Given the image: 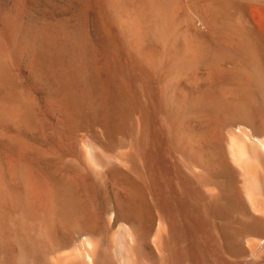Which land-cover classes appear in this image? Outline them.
<instances>
[{
	"label": "bare ground",
	"instance_id": "obj_1",
	"mask_svg": "<svg viewBox=\"0 0 264 264\" xmlns=\"http://www.w3.org/2000/svg\"><path fill=\"white\" fill-rule=\"evenodd\" d=\"M3 146L0 264H264V0H0Z\"/></svg>",
	"mask_w": 264,
	"mask_h": 264
},
{
	"label": "rangeland",
	"instance_id": "obj_2",
	"mask_svg": "<svg viewBox=\"0 0 264 264\" xmlns=\"http://www.w3.org/2000/svg\"><path fill=\"white\" fill-rule=\"evenodd\" d=\"M12 15L13 14H11V16ZM255 15H256L257 20H259V21L263 20V16L259 12H257ZM36 103H38L37 106L40 105L39 107L41 108L40 109L37 107V109H39L37 111V114L39 112L41 113L43 111L42 114H38V116H37V118L39 120L38 122L43 123L45 121V123H46L48 121V122H50L49 124H51V126H50L48 124V122L46 124L41 123L42 125H45L46 127L41 126V124L38 125L39 127H37L36 130L39 134V138L47 144L52 145V143H53V146L55 144V147H57V148H60V149L62 148L65 151H67L68 149H69L68 151H73L77 145V143H76L77 142V132L69 124L67 116L65 115V112H64L62 106L58 102H56L51 96H48V95H41V97L39 96ZM58 106H59V108H58ZM39 117H41V118H39ZM44 117H45V119H43ZM46 118L49 120H46ZM42 120H44V121H42ZM43 127H45V128H43ZM39 128H40V130H39ZM48 128L50 130H47ZM50 131H51V135L53 136V134H55V136L52 137L50 135V133H48ZM53 131L55 133H52ZM55 139H56V142H55ZM59 142H60V145L63 147H61V146L59 147ZM0 153H1V155L3 154L2 156L8 161L9 160L11 161V159L13 160V158H14L13 152L11 150H9L7 147H4V146L1 147Z\"/></svg>",
	"mask_w": 264,
	"mask_h": 264
}]
</instances>
